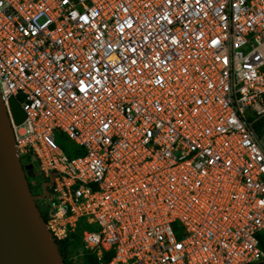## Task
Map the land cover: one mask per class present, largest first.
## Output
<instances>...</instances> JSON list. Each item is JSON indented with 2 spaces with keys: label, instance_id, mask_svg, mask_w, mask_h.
<instances>
[{
  "label": "built area",
  "instance_id": "1",
  "mask_svg": "<svg viewBox=\"0 0 264 264\" xmlns=\"http://www.w3.org/2000/svg\"><path fill=\"white\" fill-rule=\"evenodd\" d=\"M0 94L53 240L98 264L264 258V0H0Z\"/></svg>",
  "mask_w": 264,
  "mask_h": 264
},
{
  "label": "water",
  "instance_id": "2",
  "mask_svg": "<svg viewBox=\"0 0 264 264\" xmlns=\"http://www.w3.org/2000/svg\"><path fill=\"white\" fill-rule=\"evenodd\" d=\"M9 108L14 122L20 124L25 112L14 97ZM0 264H63L28 188L1 94Z\"/></svg>",
  "mask_w": 264,
  "mask_h": 264
},
{
  "label": "trees",
  "instance_id": "3",
  "mask_svg": "<svg viewBox=\"0 0 264 264\" xmlns=\"http://www.w3.org/2000/svg\"><path fill=\"white\" fill-rule=\"evenodd\" d=\"M255 128L257 129L259 133H261V130L264 128V117H262V119L256 123ZM25 159L26 161H29L30 156L27 155ZM25 164L29 166V164L31 163L29 162ZM22 165H23V168L25 169L24 162L22 163ZM25 176L28 181L27 174ZM27 184H28L30 193L32 195L30 182L28 181ZM36 206H37V211L41 216V219L43 220V222H45L47 219V205L46 204L44 205L43 203L41 205L36 204ZM258 238H259V245L264 251V231L258 235ZM77 240H78V237H77V234L75 233H69L65 239H61V240L55 239L54 240L57 253L62 263L63 264H98L96 255L94 253H91L83 249L79 241L78 242L80 245L77 244ZM104 258L107 259L108 256H105ZM251 264H264V258L257 262L251 263Z\"/></svg>",
  "mask_w": 264,
  "mask_h": 264
},
{
  "label": "rangeland",
  "instance_id": "4",
  "mask_svg": "<svg viewBox=\"0 0 264 264\" xmlns=\"http://www.w3.org/2000/svg\"><path fill=\"white\" fill-rule=\"evenodd\" d=\"M260 135H261L262 142L264 144V128L261 130ZM55 140L58 143V145L64 150L67 157L72 158L75 156V154L72 155V152L69 151L73 146V142L70 139H68L63 133L61 132L56 133ZM24 167H25L24 169L25 175L27 174L28 176V181L30 182L31 192H32V195L34 196L36 204L37 205H41L43 203L49 204L46 197L42 195V192L44 190L43 188L44 179L41 176V174H39L35 161H32L29 166L24 163ZM91 229L95 230L94 227ZM78 241L81 243L80 238H78L77 244H79ZM81 245L83 244L81 243Z\"/></svg>",
  "mask_w": 264,
  "mask_h": 264
},
{
  "label": "clouds",
  "instance_id": "5",
  "mask_svg": "<svg viewBox=\"0 0 264 264\" xmlns=\"http://www.w3.org/2000/svg\"><path fill=\"white\" fill-rule=\"evenodd\" d=\"M21 161V160H20ZM21 163H23V162H21ZM30 165V164H29ZM23 166V165H22ZM25 172V171H24ZM27 183H28V181H27ZM33 196V195H32ZM34 197V196H33ZM35 200V199H34ZM35 202V201H34Z\"/></svg>",
  "mask_w": 264,
  "mask_h": 264
}]
</instances>
